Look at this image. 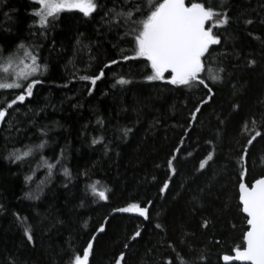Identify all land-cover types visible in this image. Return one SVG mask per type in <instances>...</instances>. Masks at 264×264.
I'll return each instance as SVG.
<instances>
[{"label": "trees", "instance_id": "16d2710c", "mask_svg": "<svg viewBox=\"0 0 264 264\" xmlns=\"http://www.w3.org/2000/svg\"><path fill=\"white\" fill-rule=\"evenodd\" d=\"M146 2L96 0L89 16L62 11L42 27L35 1L0 0V53L16 54L23 44L46 66L33 74L40 81L33 94L0 120V264H67L73 251L82 256L94 233L87 264H115L121 251V264H196L201 255L205 264H225L220 257L241 245L247 224L238 176L246 168L249 186L264 176V139L256 137L246 163L239 161L247 139L264 132V0H210L230 19L220 27H214L219 17L206 22L221 42L210 46L201 76L224 69L222 80L206 81L214 92L210 99L202 85L169 84L170 72L147 80L151 69L145 58H132L134 44L123 23L107 22L109 9L127 12ZM102 69L95 84L80 79ZM121 77L130 82L116 84ZM17 94L0 90V107ZM201 99L208 102L193 119ZM125 129H131L127 136ZM42 141L44 147L22 161L10 156ZM213 150L214 160L197 172L199 160ZM44 161L54 165L51 174ZM94 182L107 200L86 190ZM133 203L147 209V218L113 211ZM101 224L105 231L96 233Z\"/></svg>", "mask_w": 264, "mask_h": 264}, {"label": "snow or ice", "instance_id": "6c2138e0", "mask_svg": "<svg viewBox=\"0 0 264 264\" xmlns=\"http://www.w3.org/2000/svg\"><path fill=\"white\" fill-rule=\"evenodd\" d=\"M35 2L40 7L34 12V15L39 18V23L42 27L49 22L50 18H55L62 10L77 9L87 17L98 6L96 0H35ZM137 15L141 18L136 19ZM105 17L109 24L119 26L120 23H123L126 28L125 36L131 37V42L134 44L132 50L135 56L132 58H145L151 69V74L146 77L147 80H163L165 79V73L170 72V76L167 79L169 84L186 87L202 85L208 92V99L214 95L213 88L206 81L210 80L214 84L222 80L220 73L224 69L218 68L214 74L209 69V74L204 77L201 74L205 72L206 54H210V46L218 45L221 42V38L214 32L213 28L206 27V22L219 17L214 27H220L221 25H227L230 19L226 13L214 9L211 6L210 0H193L191 3H186V0H147L145 6H138L127 12H117L115 9H109L105 13ZM244 23L251 24L252 21L245 20ZM21 49L24 50L26 59H21L15 53H11L7 57H4L0 53V90L19 92L6 106L0 107V120L6 117L8 109H11L17 102H24L26 96L33 94L34 85L40 83V81L33 77V74L38 71L42 72L46 67L39 65L37 63V55L26 49L23 44L17 46V52ZM123 59L129 60L130 57L124 56ZM116 63L117 61L115 60L110 61V64ZM254 63L255 61L248 60L249 65ZM14 65L23 66L15 75L11 71ZM108 66L105 65V67ZM102 76L103 69L99 75L81 76L80 79L90 80L92 84H95ZM5 79L11 82H2ZM129 82L127 79L121 77L116 81V84L125 85ZM25 83L26 87H24ZM88 91L91 93L92 89L89 88ZM208 99H201L200 104L196 106L195 111L191 114L193 119L196 118L197 114L201 111V106L206 104ZM237 107V105H233V108ZM220 123L223 124L224 122L220 121ZM189 126L191 127V121H189ZM255 127V121H253V128ZM130 131L131 129H125L124 135L127 136ZM185 131L187 132V129ZM247 131L250 133L252 130L248 129ZM256 137L264 139V132L257 131L255 136L247 139L243 145L239 161L246 163L247 152ZM92 143L96 144L98 140L93 139ZM206 143L214 148V140H209ZM43 147V141L39 145H25L23 149H15L10 156L14 161H22L24 158L32 155L35 149ZM179 150L173 153L176 159L179 158ZM214 157L215 151H208L199 160L195 170L197 172L206 170L210 162L214 160ZM59 160L60 158L57 157V162ZM44 163L47 164L49 174H51L54 165L47 163V161H44ZM168 168L174 175L176 172L174 159L168 160ZM64 174L66 176L69 175L67 169H64ZM82 175L87 176V173H82ZM246 178L247 170L245 168L240 171L238 176V193L239 202L242 206L241 211L246 214L247 230L243 232L241 245L231 249L234 255L224 254L220 257L225 264H231L234 260L246 261L250 262V264H264V177L254 180L250 186L246 183ZM31 179V176L25 177L26 181ZM168 186L169 182L166 180L160 188V193H165ZM86 190H89L99 200L104 201L108 199L106 191L100 190L95 182L86 185ZM26 195L29 198H34L30 194ZM113 211L136 212L140 216L147 218V209L135 203L129 204L127 207L113 209ZM156 227L160 228L161 225L157 224ZM104 231L105 225L103 224L96 229V233ZM24 232L31 242L32 236L27 227L24 229ZM139 235L140 232L138 230L129 237V240H134ZM95 239L96 234L94 233L93 238L88 240L87 245L83 248L82 256L78 252L73 251L67 264H87ZM169 247H172V245L170 244ZM124 248L127 249L128 244H125ZM124 256L125 252L121 251L115 260V264H121ZM205 261V256L201 255L196 264H205ZM164 264H174V262L166 260ZM181 264H186V262L181 261Z\"/></svg>", "mask_w": 264, "mask_h": 264}, {"label": "rangeland", "instance_id": "374dc122", "mask_svg": "<svg viewBox=\"0 0 264 264\" xmlns=\"http://www.w3.org/2000/svg\"><path fill=\"white\" fill-rule=\"evenodd\" d=\"M32 1H35V0H32ZM40 6L38 5V8H39ZM62 11H79V10H77V9H72V10H67V9H65V10H62ZM61 11V12H62ZM80 12V11H79ZM37 21L39 22V18L37 17ZM16 55L18 56V57H20L21 59H26L25 58V54H24V50H22L21 52H17L16 53ZM22 65H20V66H13V68L11 69V71H12V73H13V75H15V73L16 72H19L21 69H22ZM39 72V71H38ZM37 73V72H36ZM35 74V73H34Z\"/></svg>", "mask_w": 264, "mask_h": 264}, {"label": "water", "instance_id": "95a60500", "mask_svg": "<svg viewBox=\"0 0 264 264\" xmlns=\"http://www.w3.org/2000/svg\"><path fill=\"white\" fill-rule=\"evenodd\" d=\"M264 177V176H263ZM240 203V202H239ZM241 205V204H240ZM242 208V206H241ZM243 213V212H242ZM244 214V213H243ZM244 216L246 217V214H244ZM229 255H234L233 253L229 254ZM224 262V261H223ZM232 262H236V263H240V264H250V262H246V261H232ZM231 262V263H232ZM225 263V262H224Z\"/></svg>", "mask_w": 264, "mask_h": 264}]
</instances>
